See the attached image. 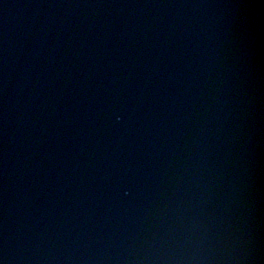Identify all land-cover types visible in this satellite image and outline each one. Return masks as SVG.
Here are the masks:
<instances>
[{
  "label": "water",
  "instance_id": "95a60500",
  "mask_svg": "<svg viewBox=\"0 0 264 264\" xmlns=\"http://www.w3.org/2000/svg\"><path fill=\"white\" fill-rule=\"evenodd\" d=\"M0 264H264V0H0Z\"/></svg>",
  "mask_w": 264,
  "mask_h": 264
}]
</instances>
